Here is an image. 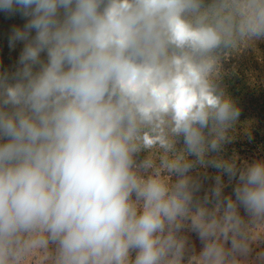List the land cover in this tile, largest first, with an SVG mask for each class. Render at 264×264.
<instances>
[{
  "label": "clouds",
  "instance_id": "1",
  "mask_svg": "<svg viewBox=\"0 0 264 264\" xmlns=\"http://www.w3.org/2000/svg\"><path fill=\"white\" fill-rule=\"evenodd\" d=\"M0 11L27 18L9 41L25 42L20 67L0 73V264H264L249 237L264 233V160L220 156L240 109L218 85L226 54L264 42V0Z\"/></svg>",
  "mask_w": 264,
  "mask_h": 264
},
{
  "label": "trees",
  "instance_id": "2",
  "mask_svg": "<svg viewBox=\"0 0 264 264\" xmlns=\"http://www.w3.org/2000/svg\"><path fill=\"white\" fill-rule=\"evenodd\" d=\"M27 18L20 15L0 11V73L10 76L20 67L19 56L24 48L23 41L10 45L12 30L23 27ZM32 36L35 35L33 31ZM46 58L42 54V59ZM219 88L232 98L240 109V116L236 125L230 130V139L223 145L220 156L242 168L246 164L257 160H264V42L255 45L242 44L239 49L225 55L221 61V75L218 81ZM182 146L177 145L175 153H165L159 146L148 152H142L138 159L145 157L158 165L165 156L180 155ZM200 175L203 191L214 186L215 176L219 171L209 167L204 171L195 169ZM165 176L168 174L163 173ZM225 183V194H231L236 181L229 183L227 175L222 176ZM249 230L250 241L259 237L264 238V233L258 229ZM194 238L195 234H189ZM134 255V254H133Z\"/></svg>",
  "mask_w": 264,
  "mask_h": 264
},
{
  "label": "rangeland",
  "instance_id": "3",
  "mask_svg": "<svg viewBox=\"0 0 264 264\" xmlns=\"http://www.w3.org/2000/svg\"><path fill=\"white\" fill-rule=\"evenodd\" d=\"M190 239L194 243L196 250L199 251L201 245H200L198 239L196 238V236L194 238H190ZM251 244H252V247L254 249L253 255H255L256 252L264 251V238L259 237L257 240H254L253 242H251Z\"/></svg>",
  "mask_w": 264,
  "mask_h": 264
}]
</instances>
